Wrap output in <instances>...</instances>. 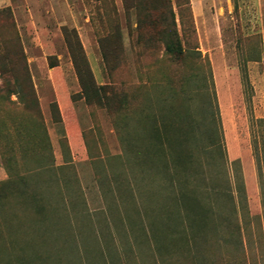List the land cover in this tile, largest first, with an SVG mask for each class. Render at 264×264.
I'll list each match as a JSON object with an SVG mask.
<instances>
[{
	"label": "rangeland",
	"instance_id": "1",
	"mask_svg": "<svg viewBox=\"0 0 264 264\" xmlns=\"http://www.w3.org/2000/svg\"><path fill=\"white\" fill-rule=\"evenodd\" d=\"M136 1L149 2L0 0V264H162L132 193L144 181L152 207L161 149L176 144L184 118L195 147L221 132L229 162L240 163L228 167L231 188L235 172L246 194L243 251L211 238L208 260L264 264V172L261 184L251 135L264 119V0H190L186 30L171 0L183 48L201 54L185 60L137 31ZM71 30L97 84L109 86L103 106L84 98ZM49 58L61 66L60 103ZM189 262L180 248L166 258Z\"/></svg>",
	"mask_w": 264,
	"mask_h": 264
},
{
	"label": "trees",
	"instance_id": "2",
	"mask_svg": "<svg viewBox=\"0 0 264 264\" xmlns=\"http://www.w3.org/2000/svg\"><path fill=\"white\" fill-rule=\"evenodd\" d=\"M176 3L181 25L183 30H186V18L191 19L192 16L190 0H176ZM132 8L137 17V31L146 28L149 34L147 41L160 42L167 56L184 60L198 59L201 56L196 50L187 52L183 48L171 0H149L145 4L136 1ZM70 35L75 39L74 45L70 43ZM118 39L121 41L120 32ZM140 39L143 40V36L139 34L138 40ZM65 41L86 102L98 106L105 105L109 99V86L97 84L76 31H65ZM106 58V54L103 53L105 68L109 71ZM55 66L49 58V67ZM245 84L249 85L246 75ZM183 121L185 126L176 140L177 147L168 139H165L167 147L162 144L159 156L167 159L163 170L155 175V178L158 175H162V178L157 183L159 185L155 194H152L153 197H157L151 198L152 207L146 206L145 198L148 195L144 181L136 182L132 199L138 213L145 218L147 231L145 227L143 228L151 238L154 251L163 259L162 264H169L166 263V258H172L178 248L183 257L190 259V264H211L206 252L211 238L216 244L231 246L237 252L244 249L242 225L247 218L246 194L241 175L235 172L233 174L235 190L231 188L228 175V167L239 166L240 163L229 162L223 135L219 130L209 136L204 146L200 148L193 146L192 125L185 118ZM251 135L253 154L262 184L264 119L255 120L251 127ZM154 136V140L159 139L156 131ZM135 165L141 168L143 163L137 158ZM58 182L59 180L55 181V184L60 188L58 190L63 202L65 192H62ZM63 182L67 188V180L63 179ZM262 193L264 194L263 191ZM40 200L39 198L38 201ZM40 208L43 209L41 206Z\"/></svg>",
	"mask_w": 264,
	"mask_h": 264
},
{
	"label": "crops",
	"instance_id": "3",
	"mask_svg": "<svg viewBox=\"0 0 264 264\" xmlns=\"http://www.w3.org/2000/svg\"><path fill=\"white\" fill-rule=\"evenodd\" d=\"M61 70V66H55L50 68L48 65V74H49V82L52 85L55 93L56 100L60 103V94H59V85L60 80L57 78ZM70 106H73V103L70 101Z\"/></svg>",
	"mask_w": 264,
	"mask_h": 264
}]
</instances>
